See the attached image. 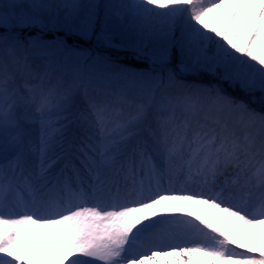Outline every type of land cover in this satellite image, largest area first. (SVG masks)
Wrapping results in <instances>:
<instances>
[{"label": "snow or ice", "instance_id": "obj_1", "mask_svg": "<svg viewBox=\"0 0 264 264\" xmlns=\"http://www.w3.org/2000/svg\"><path fill=\"white\" fill-rule=\"evenodd\" d=\"M34 260L264 264V0L0 4V264Z\"/></svg>", "mask_w": 264, "mask_h": 264}, {"label": "rangeland", "instance_id": "obj_2", "mask_svg": "<svg viewBox=\"0 0 264 264\" xmlns=\"http://www.w3.org/2000/svg\"><path fill=\"white\" fill-rule=\"evenodd\" d=\"M8 2H15V0H8ZM25 2H27V0H25ZM53 2H60V0H53ZM101 3H105V2H112V0H100ZM130 21H126L125 23H128ZM35 31H37L36 29H33V33H35ZM26 34V33H25ZM49 38H50V35H49ZM73 42V38H69L68 39V43L71 44ZM94 42V41H93ZM92 43V42H90ZM90 43L89 45H83L84 47H90ZM102 51H106L107 54L110 56V52L111 53H114V54H117L118 57H111L112 60L120 63L121 65L123 66H126L130 69H133V70H138V69H142L144 68L146 65L145 63L135 59L133 57V54L130 52V51H117V50H113V49H108V50H103L101 49ZM135 60V61H138L139 63H141V65H134V64H131V62ZM37 63H40V61H37ZM176 61L174 60L173 61V65H175ZM182 79L185 80V82H188V83H196V84H201V85H208L209 82L211 81V77H207V76H199V77H196V76H192V75H187V76H182L181 77ZM212 82H215V81H212ZM223 87L228 90L229 92H231L232 90L228 87L227 83H225L223 85ZM233 95H236L238 98L240 99H243L245 100V102H248L250 104L251 107H254L256 108L257 110H261V104H260V93L257 92L255 94L256 96V102H252L251 100V97L249 96H246L244 95L243 93H239V92H236V93H233Z\"/></svg>", "mask_w": 264, "mask_h": 264}, {"label": "bare ground", "instance_id": "obj_3", "mask_svg": "<svg viewBox=\"0 0 264 264\" xmlns=\"http://www.w3.org/2000/svg\"><path fill=\"white\" fill-rule=\"evenodd\" d=\"M112 1H113V3H116V4L127 3V2H129V0H112ZM4 3H9V2H8V0H0V4H4ZM59 74H60V73H55V74H54L53 82H55V76H56V75H59ZM65 79H66V80L69 79V76L65 75ZM238 251H239V249H238ZM194 259H195V258H194ZM32 264H44V262L39 261V260H34V261L32 262Z\"/></svg>", "mask_w": 264, "mask_h": 264}]
</instances>
